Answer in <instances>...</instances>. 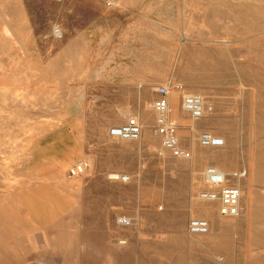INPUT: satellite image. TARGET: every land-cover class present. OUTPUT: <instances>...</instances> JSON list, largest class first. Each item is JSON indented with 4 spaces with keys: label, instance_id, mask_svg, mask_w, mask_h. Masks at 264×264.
I'll return each instance as SVG.
<instances>
[{
    "label": "rangeland",
    "instance_id": "obj_1",
    "mask_svg": "<svg viewBox=\"0 0 264 264\" xmlns=\"http://www.w3.org/2000/svg\"><path fill=\"white\" fill-rule=\"evenodd\" d=\"M168 82L187 159L154 134ZM190 94L213 114L193 124ZM131 117L140 140L109 137ZM208 166L247 170L239 217L199 202ZM194 218L208 234L188 232ZM219 259L264 264V0H0V264Z\"/></svg>",
    "mask_w": 264,
    "mask_h": 264
},
{
    "label": "built area",
    "instance_id": "obj_2",
    "mask_svg": "<svg viewBox=\"0 0 264 264\" xmlns=\"http://www.w3.org/2000/svg\"><path fill=\"white\" fill-rule=\"evenodd\" d=\"M68 4L74 0H57ZM53 36L57 40L64 37L58 27L53 29ZM159 99L155 100L151 108L156 115L154 134L162 139L165 151L175 157L187 159L190 153L181 146L178 137V125L171 119L170 97L174 91L171 82L159 86L156 89ZM182 109L193 121L202 120L213 114L214 108L204 97L190 94L182 98ZM143 134V125L136 117L128 118L127 121L109 130V137L121 141H138ZM202 147L223 148L226 146L225 139L215 136L210 132H203L199 136ZM91 168L88 161L79 162L69 170L70 178H76L87 173ZM247 177V170L240 169L235 172L225 173L216 166H208L204 170V188L198 192V198L205 203L216 204L221 218H237L242 214V183ZM112 180L129 183L131 177L125 174H113ZM127 218L122 219L123 224L129 223ZM210 223L205 218H194L188 223V232L192 235H206L209 233ZM215 264H223L217 260Z\"/></svg>",
    "mask_w": 264,
    "mask_h": 264
},
{
    "label": "bare ground",
    "instance_id": "obj_3",
    "mask_svg": "<svg viewBox=\"0 0 264 264\" xmlns=\"http://www.w3.org/2000/svg\"><path fill=\"white\" fill-rule=\"evenodd\" d=\"M172 94H173V93H172ZM171 96H172V95H171ZM170 98H171V97H170ZM202 120H203V119H202ZM199 121H200V120H199ZM192 122H194L193 124H195V123H197L198 121L196 122V121H193V120H192ZM220 170H221V169H220ZM225 173H227V172H225ZM228 173H231V172H228ZM199 202H202V201H199ZM204 203H205V202H204ZM223 219H233V218H223Z\"/></svg>",
    "mask_w": 264,
    "mask_h": 264
},
{
    "label": "crops",
    "instance_id": "obj_4",
    "mask_svg": "<svg viewBox=\"0 0 264 264\" xmlns=\"http://www.w3.org/2000/svg\"><path fill=\"white\" fill-rule=\"evenodd\" d=\"M170 104H171V99H170Z\"/></svg>",
    "mask_w": 264,
    "mask_h": 264
}]
</instances>
